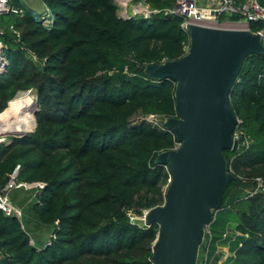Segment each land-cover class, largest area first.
Masks as SVG:
<instances>
[{
  "label": "trees",
  "instance_id": "trees-1",
  "mask_svg": "<svg viewBox=\"0 0 264 264\" xmlns=\"http://www.w3.org/2000/svg\"><path fill=\"white\" fill-rule=\"evenodd\" d=\"M41 1L53 15L49 26L20 0H8L16 12L0 14V113L29 89L38 105L31 132L0 142V188L16 164V181L44 185L10 191L22 215L0 209V264H151L158 225L129 214L164 201L170 175L154 159L177 142L159 123L176 115L175 84L139 66L187 51L182 17L166 11L174 0H143L149 15L127 18L113 0ZM229 98L242 134L236 151L223 154L236 178L220 207L229 213L225 229L213 236L208 227L206 262L264 264V191L256 179L264 181V54L244 58ZM26 225L51 226L50 237L38 246ZM221 241L232 255L220 263Z\"/></svg>",
  "mask_w": 264,
  "mask_h": 264
},
{
  "label": "water",
  "instance_id": "water-1",
  "mask_svg": "<svg viewBox=\"0 0 264 264\" xmlns=\"http://www.w3.org/2000/svg\"><path fill=\"white\" fill-rule=\"evenodd\" d=\"M185 31L189 45L182 56L139 66L154 80L174 82L176 115L159 122L179 142L154 159L166 166L170 179L163 203L144 214L146 225H158L151 264L197 263L205 227L220 209L226 186L236 178L223 154L238 147L230 91L244 58L264 54V35L247 29L188 23ZM33 100L37 106L36 97ZM37 111L38 106L34 116ZM31 131L10 135L22 137Z\"/></svg>",
  "mask_w": 264,
  "mask_h": 264
},
{
  "label": "built area",
  "instance_id": "built-area-1",
  "mask_svg": "<svg viewBox=\"0 0 264 264\" xmlns=\"http://www.w3.org/2000/svg\"><path fill=\"white\" fill-rule=\"evenodd\" d=\"M20 1L25 3L23 0ZM41 3V10H36L32 7L31 9L33 10V13L35 14V17L38 21H40L45 26H49L52 22L53 15L42 1ZM26 5L29 6L28 4ZM8 11L16 12L17 10L10 6L8 0H0V14L6 13ZM166 11L170 14H175L182 17L181 26L184 30L188 23H193L211 27L247 29L251 32L264 35V26L256 31H252L250 29L251 23L263 22L264 24V7L260 4L259 0H246L241 4L237 3L236 0H222L220 5L208 6H199L197 4V0H174L173 4L166 8ZM150 12L151 10L148 8L147 14L145 16H148ZM233 15H238V17H234ZM2 33L3 27L0 25V35ZM3 49L4 45L0 39V72H2L6 66V59L4 58ZM149 118H153V116L150 115ZM241 134V132L234 130V136L237 141ZM1 139L2 137H0V142ZM243 143L246 144L247 141H243ZM178 146L179 142H176L174 148ZM18 169L19 164H16L10 174L9 180L2 188H0V209L5 215H12L20 218L22 215V209L12 202L9 195L10 191L19 187L42 188L44 185L42 182L24 183L16 181ZM256 179L258 181L257 188H259L261 191H264V181H261L259 178ZM145 211L141 215L143 220ZM136 218L137 216L129 214V220L131 222H135ZM204 264H207L206 260L204 261Z\"/></svg>",
  "mask_w": 264,
  "mask_h": 264
},
{
  "label": "rangeland",
  "instance_id": "rangeland-1",
  "mask_svg": "<svg viewBox=\"0 0 264 264\" xmlns=\"http://www.w3.org/2000/svg\"><path fill=\"white\" fill-rule=\"evenodd\" d=\"M23 1L26 4H28L30 7L34 8L36 10L42 9V3L40 0H23ZM113 1L117 5L118 15L122 18H127V17H131L134 15L145 16L147 14L148 6L145 4V2L143 0H113ZM244 1H246V0H236V2L240 3V4ZM221 3H222V0H197V4L199 6L220 5ZM25 95L32 97V99H34L36 97L34 90L29 89L26 91L18 92L11 100L17 99V98L20 99V98L24 97ZM37 106L35 105L34 108H37ZM34 120H35V116H34ZM34 127H35V124L33 125L31 130H33ZM12 136H14V135H10V134L5 135L4 134V136H1L2 137L1 142H9L11 140ZM17 195H18V197H22L23 192H17ZM228 217H229V213H228V210L225 208L218 209L215 212L214 218L210 222L211 225L209 224L211 226V233L213 236H215L216 234H219V235L222 234V229H225V224L227 223L226 221H227ZM135 222L142 225V224H144L145 221L143 220L142 216H137V218L135 219ZM26 229H28V231H29V236L31 237V242L38 245V246L43 245L48 240V238L50 237V234H51V230H52L51 226H48V225L37 226L35 229L26 225ZM207 233H208V226L205 227V235H204L203 242L199 247V252H198L196 264H204V261L207 258L206 247H207V243H208V239H209L207 237ZM233 233H234L233 236H235V231ZM227 240H229V239H227ZM235 243L236 242H234V240H233V242L230 244L231 247L233 245L235 246ZM223 244L224 243L221 241V243L218 245V248H217V251H222V256L219 260L220 263L223 262L224 259L227 258L226 255H232V252H227V249L222 248ZM209 257H210V253L208 255V258ZM208 264H212V263L208 262Z\"/></svg>",
  "mask_w": 264,
  "mask_h": 264
},
{
  "label": "bare ground",
  "instance_id": "bare-ground-1",
  "mask_svg": "<svg viewBox=\"0 0 264 264\" xmlns=\"http://www.w3.org/2000/svg\"><path fill=\"white\" fill-rule=\"evenodd\" d=\"M34 107V100L28 95L10 100L0 113V137L30 131L34 125Z\"/></svg>",
  "mask_w": 264,
  "mask_h": 264
},
{
  "label": "crops",
  "instance_id": "crops-1",
  "mask_svg": "<svg viewBox=\"0 0 264 264\" xmlns=\"http://www.w3.org/2000/svg\"><path fill=\"white\" fill-rule=\"evenodd\" d=\"M238 233L239 232H236V234L235 235H238ZM231 243H232V241H231ZM222 248L223 249H227V252H231L230 251V248H229V244L228 245H225V246H222ZM220 252V254H221V256H222V251H219ZM227 257L229 256V255H226Z\"/></svg>",
  "mask_w": 264,
  "mask_h": 264
}]
</instances>
